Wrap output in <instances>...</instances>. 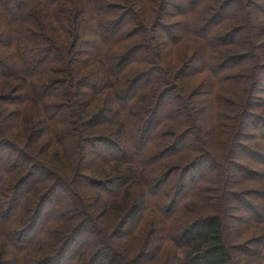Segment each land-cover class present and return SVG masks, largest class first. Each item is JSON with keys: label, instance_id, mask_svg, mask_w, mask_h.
Wrapping results in <instances>:
<instances>
[{"label": "trees", "instance_id": "obj_1", "mask_svg": "<svg viewBox=\"0 0 264 264\" xmlns=\"http://www.w3.org/2000/svg\"><path fill=\"white\" fill-rule=\"evenodd\" d=\"M193 39L204 42L203 50L184 53L171 70L166 55L182 54V44ZM239 46L245 51L233 54ZM252 47L264 49V0H0V264H124L98 243L101 230L90 227L102 215L77 213L80 181L114 203L135 198L130 207L111 205L116 237H131L149 221L148 210L161 216L173 245L163 248L170 262L162 264H230L220 216L188 228L178 218L221 166L202 162L208 155L202 149L174 179L179 169L166 161L203 141L193 96L214 92L225 101L219 92L245 78L232 70L253 59L245 103L258 111L243 108L230 130L256 141L247 151L257 168L237 165L241 180L264 186V95L258 96L264 66L252 58ZM200 74L211 82L203 79L186 94L182 83ZM210 116L220 127L224 115L210 109ZM248 125L252 132L241 131ZM40 135L67 168L74 156L82 173L44 166L35 157L42 153L28 144ZM249 195L259 202L242 201L244 219L264 227V188ZM146 240L148 253L137 262L162 253L161 242ZM257 240L264 246V235Z\"/></svg>", "mask_w": 264, "mask_h": 264}, {"label": "rangeland", "instance_id": "obj_2", "mask_svg": "<svg viewBox=\"0 0 264 264\" xmlns=\"http://www.w3.org/2000/svg\"><path fill=\"white\" fill-rule=\"evenodd\" d=\"M236 19L239 20L240 17H237ZM182 46L185 47L181 50L183 51L182 54L177 51L174 53L169 52L165 57V60H167L166 63L171 67V70H176L179 63L181 62V59H183L182 57L184 53H188L191 50H203L204 42H202L200 39H193L190 40V42L183 43ZM254 48L255 47L249 49V52L252 54V58H254L256 54V63L264 66V49ZM243 49L245 51V47L241 48V46H239L235 48L232 53L240 54ZM248 61L249 63H246L242 67L232 70V72H240L242 75H244L245 78H242L244 80L235 82L231 84V86H228L226 89L219 92L223 93L225 101H217L215 99L216 93L214 92L207 95H203V93H201L199 95L196 94L193 96L196 109L198 110V114L196 115L198 119L197 124L201 129L200 133L203 134L204 137L202 139L203 145L200 141V138L199 140H194V149L184 151L183 153L178 154L176 157L166 161L168 164L176 165L179 169V171L177 170V172L174 174V179L180 173V170L190 165L187 162L192 157L201 155L202 149L208 154L204 158L200 159L202 162L206 163L209 159V162L211 161L213 165L221 166L222 169H220L218 173L215 172L214 168L212 169V175L210 177H206L207 180L202 182L203 190L200 191L199 196H196L194 199H192L193 201L188 200V202L184 204L180 210L181 213L178 218L179 223H182L181 226L188 228L195 221H199L208 216H220L223 222V239L225 238V244L231 258V261L229 262L230 264H264V246H261V244L257 242V236L264 235V227L251 226L246 223V219H244L246 216L243 215L247 210V207H244L245 205L242 203V201H247L251 202L253 206L256 205V202H259L258 197L249 195V191H253L258 187L264 188V186L263 184H259L257 182L242 181L241 176L245 173L236 168L237 165H243L242 167H247L250 170L257 168L256 165L248 160L251 158L252 154H249L247 151L253 148V145L256 144V141L254 139L246 140L240 136H237L232 130H230L231 125L235 122V118H238L239 114H241L246 108H248L249 112L258 111L257 108H254V105H252L251 102L247 101L245 103L246 99L244 90L247 89L246 77L249 76L253 59L251 61L248 59L247 62ZM208 76L210 75H196L193 79L184 81L182 83V88L186 90V94H189V91H193L195 88L198 89V84L203 79L211 82V79ZM180 82L181 81H178V83ZM263 90H259L258 96L264 95L261 94ZM213 105L215 107H213ZM209 106L212 107L209 108ZM210 109H217V113L224 115V118H218V120L220 119L219 121L221 122L220 127H217V118L211 119ZM248 120H250V118ZM174 130L176 133H178L179 131L181 132L183 130V127L180 129L173 128V131ZM241 131L252 132L253 130L250 128V125H248V127L242 128ZM9 134H12V132ZM19 134V132L16 133L15 137L19 138V136H17ZM47 139V137L40 135V138L35 139L34 141L29 140L28 142L29 145H35L38 151L42 153L41 158L39 155H37V153V156L35 157H37L39 161L41 160V163L44 164V166L48 167L52 171H57L58 169H61L65 172L67 171V174L75 172L76 174L82 173L75 169L77 161L74 156L67 168L65 159L60 156V154L57 155L55 153L54 147L46 145ZM171 139L172 137H170V140ZM25 140L26 138H22L21 142L25 144ZM243 145L250 147L243 149ZM199 146L201 150L197 149ZM30 152L33 153V149H31ZM84 167L86 174L92 171L91 165L87 159L84 161ZM237 167L240 168L239 166ZM121 168L124 169V167ZM214 180H216V186L214 184ZM85 184H88V182L80 181L79 183L74 184V191L78 192L80 196V205L78 207L77 213H79L80 216H90L95 211L98 216L102 215L100 216L101 219H103L101 221L96 220L95 217L91 218L92 220L90 219V227L98 228L99 231L101 230V236L99 237L98 243H105L108 245L109 250L111 251L113 249L116 250V252L121 255V260L124 261V264H156L157 261L160 262L159 264H162L167 261L168 258L165 255L169 251L167 249V251L163 253V248L166 246H169L168 248H172L173 245L169 243L167 239H165L166 237H164V234L161 230V226L163 225L162 218L156 211L148 210L147 215L149 217V221L146 224L144 222L145 225H142V227L131 237H127L125 239L122 237H116L117 234L115 233L118 232L114 230L116 227V220L114 219L115 212H113L111 209V205L118 207L122 205L123 202H125L126 205L130 207L133 204V200L135 198L123 201L121 204L120 202L114 203L110 197L98 195V191L89 188ZM47 185H49V183ZM135 186L136 188L142 187L144 189V185L141 181H138ZM44 187L41 189L40 193L43 192L45 189ZM230 193H239L238 195L240 197L229 196L228 194ZM69 200L70 198L67 202H69ZM149 238L150 244L153 243V245H156L161 242V252L163 255L162 253H159L156 259L151 260V258L149 259L151 260L149 262L147 260L143 262H137V258H139L138 255H140L142 251H147L148 253V242L146 244H144V242L146 239L149 240ZM169 262L170 260L168 259L167 263Z\"/></svg>", "mask_w": 264, "mask_h": 264}]
</instances>
